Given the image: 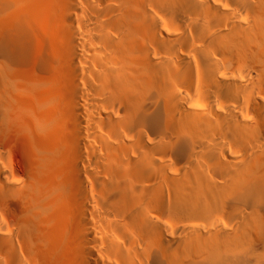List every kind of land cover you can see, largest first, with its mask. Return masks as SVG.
Here are the masks:
<instances>
[{
    "label": "bare ground",
    "instance_id": "1",
    "mask_svg": "<svg viewBox=\"0 0 264 264\" xmlns=\"http://www.w3.org/2000/svg\"><path fill=\"white\" fill-rule=\"evenodd\" d=\"M0 264H264V0H0Z\"/></svg>",
    "mask_w": 264,
    "mask_h": 264
},
{
    "label": "rangeland",
    "instance_id": "2",
    "mask_svg": "<svg viewBox=\"0 0 264 264\" xmlns=\"http://www.w3.org/2000/svg\"><path fill=\"white\" fill-rule=\"evenodd\" d=\"M34 1H36V0H34ZM186 129H188L187 127H186ZM18 133V134H17ZM15 134V135H14ZM20 135V132L19 131H13V133H11V137H13V136H15V137H13V138H16V140H18V142H19V139H20V141H21V136H19ZM18 137V138H17ZM20 143V142H19ZM13 146V148H14V152H15V158H16V161H18V162H20V163H22L24 160H25V157L19 152V150H17L16 149V145H12ZM18 147V146H17ZM16 168H18L17 166H16Z\"/></svg>",
    "mask_w": 264,
    "mask_h": 264
}]
</instances>
